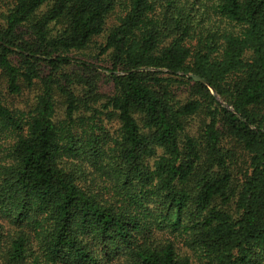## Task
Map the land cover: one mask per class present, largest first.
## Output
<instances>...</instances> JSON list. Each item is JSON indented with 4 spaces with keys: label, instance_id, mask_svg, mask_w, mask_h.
<instances>
[{
    "label": "trees",
    "instance_id": "16d2710c",
    "mask_svg": "<svg viewBox=\"0 0 264 264\" xmlns=\"http://www.w3.org/2000/svg\"><path fill=\"white\" fill-rule=\"evenodd\" d=\"M0 264H264V0H0Z\"/></svg>",
    "mask_w": 264,
    "mask_h": 264
}]
</instances>
